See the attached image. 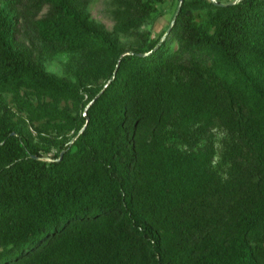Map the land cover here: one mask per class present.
Instances as JSON below:
<instances>
[{"label":"trees","instance_id":"obj_1","mask_svg":"<svg viewBox=\"0 0 264 264\" xmlns=\"http://www.w3.org/2000/svg\"><path fill=\"white\" fill-rule=\"evenodd\" d=\"M91 1L0 0V264H264V0Z\"/></svg>","mask_w":264,"mask_h":264},{"label":"rangeland","instance_id":"obj_2","mask_svg":"<svg viewBox=\"0 0 264 264\" xmlns=\"http://www.w3.org/2000/svg\"><path fill=\"white\" fill-rule=\"evenodd\" d=\"M174 1L173 0H166L163 4L164 12L160 17L158 18L156 30L154 34H158L167 21L171 18L174 10ZM179 6V5H178ZM110 5L109 0H92L89 4V10L93 17L97 18L98 20L103 21L108 27H113V19L111 17L110 11H109ZM44 9L43 11H45ZM198 18H203L205 16L204 10H197L196 11ZM149 26L148 23H146L143 27ZM123 41L127 43V45H131L134 42V36L131 34H122L121 35ZM67 59L66 54H59L56 58L50 60L48 62V67L52 70H55L57 72H63L64 68V61ZM50 155V153H48Z\"/></svg>","mask_w":264,"mask_h":264},{"label":"water","instance_id":"obj_3","mask_svg":"<svg viewBox=\"0 0 264 264\" xmlns=\"http://www.w3.org/2000/svg\"><path fill=\"white\" fill-rule=\"evenodd\" d=\"M182 1V0H181ZM180 7H181V3L179 4V6H178V9L176 10V13H175V15H174V19H175V17L177 16V14H178V12H179V9H180Z\"/></svg>","mask_w":264,"mask_h":264}]
</instances>
